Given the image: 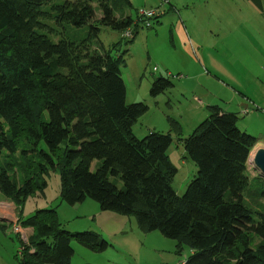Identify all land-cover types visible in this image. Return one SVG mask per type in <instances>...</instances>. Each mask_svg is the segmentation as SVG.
<instances>
[{
	"label": "trees",
	"instance_id": "obj_1",
	"mask_svg": "<svg viewBox=\"0 0 264 264\" xmlns=\"http://www.w3.org/2000/svg\"><path fill=\"white\" fill-rule=\"evenodd\" d=\"M130 6L0 0V201H12L18 225L32 229L17 264H71L73 241L95 252L109 246L96 233L66 231L56 208L24 214L28 198L45 195L51 173L60 176L64 203L91 199L102 210L134 216L141 231H160L180 252L186 246L185 264H264V210L245 202L256 139L238 128V116L212 107L180 139L197 167L183 195L173 187L178 171L167 155L172 136L134 134L149 107L126 103L121 68L129 49L121 46L137 35L123 36L134 22ZM101 27L122 36L105 46ZM171 86L158 78L151 94ZM254 235L260 242L252 248Z\"/></svg>",
	"mask_w": 264,
	"mask_h": 264
},
{
	"label": "rangeland",
	"instance_id": "obj_2",
	"mask_svg": "<svg viewBox=\"0 0 264 264\" xmlns=\"http://www.w3.org/2000/svg\"><path fill=\"white\" fill-rule=\"evenodd\" d=\"M130 3L128 15L134 21L130 29L136 31L138 36L131 47L125 43L121 46L122 51L129 49L125 57L126 66L121 68L126 86V103H144L149 107L148 112L135 124L134 134L142 139L150 133L148 127L155 126L161 131L168 132L170 129L175 135L178 131L174 123L177 122L183 138H186L209 117L212 107L223 106L219 98L228 99L230 90L240 91L234 68L237 65L229 63L231 70L223 66L226 63L221 64L224 57L222 50L227 41L225 36L228 35L225 29L232 25V18L236 20V26H244L245 31L248 21L242 17V22L228 10L226 0H131ZM175 6L185 26L186 42L173 22ZM149 10L155 11V15L149 19L142 18L141 12ZM99 38L108 46L117 42L120 35L101 27ZM239 75L242 78L243 71ZM158 78L169 80L172 86L152 96L153 83ZM228 79H231L230 82ZM42 148L46 149L44 144ZM167 155L178 171L173 187L178 195H183L188 184L196 177L197 167L175 136ZM248 175L252 184L264 188L258 179L252 178L249 172ZM16 177L20 181L23 179L21 174ZM45 178V195L28 198L24 204V214L30 215L46 207L56 208L66 231L72 234L96 233L100 240L109 244L102 252H95L73 241L71 264L186 263L191 253L186 246L180 252L176 241L165 237L160 231L143 232L134 216L102 210L91 199L70 206L60 197L59 174L51 173ZM245 202L249 207L260 205L259 209L264 210L263 195L248 191ZM17 212L12 224L7 225L8 232L4 233V238L6 242H18L20 247L22 242L28 241V231L18 225ZM258 242L260 238L254 235L251 247L255 248Z\"/></svg>",
	"mask_w": 264,
	"mask_h": 264
},
{
	"label": "crops",
	"instance_id": "obj_3",
	"mask_svg": "<svg viewBox=\"0 0 264 264\" xmlns=\"http://www.w3.org/2000/svg\"><path fill=\"white\" fill-rule=\"evenodd\" d=\"M226 5L228 10L230 9L242 22V17L248 21L246 28V31L247 29L248 31L246 32L243 29L244 26H236L234 18H232V25L225 29L228 35L225 36L227 41L223 44L222 53L224 57L221 64L226 63L223 66L230 70V65L233 66L232 63L237 65L234 68L236 70V79L241 88L240 91L230 90L228 99L219 98L218 100L223 105L221 107L223 110L219 108L223 113L236 114L239 118L238 128L249 135L251 134L256 139V144L248 160V172L252 178L258 179L260 183L264 184V175L253 161L255 153L260 149H264V0H226ZM173 9L176 12L173 21L175 28L182 40L186 42L185 26L178 16L177 7L175 6ZM260 31L263 33L260 34ZM133 33L135 35L134 31ZM119 35L121 38L122 34L119 33ZM137 36L138 33L134 41ZM240 71H243L242 78L239 75ZM230 80L228 79L229 82ZM215 99L217 100V98ZM175 124L179 130L175 135L170 132V129L167 132L161 131L155 126L148 128L150 132L169 133L172 138L175 136L180 141L183 138V134L180 131L179 124L177 122ZM249 191L254 195H261V192H264V188L263 186L252 184ZM256 208H260V205H257ZM16 211L17 207L12 201L5 199L0 201V264H17L15 255L20 254L22 249L21 246H18V242H13L12 240L6 242L7 239L4 238V233L8 232L7 225L12 224ZM13 226L15 227L16 224L13 223ZM27 231V236L29 237L32 234V229H27ZM20 238L21 241H24L22 237Z\"/></svg>",
	"mask_w": 264,
	"mask_h": 264
},
{
	"label": "water",
	"instance_id": "obj_4",
	"mask_svg": "<svg viewBox=\"0 0 264 264\" xmlns=\"http://www.w3.org/2000/svg\"><path fill=\"white\" fill-rule=\"evenodd\" d=\"M254 164L264 175V149L258 150L254 155Z\"/></svg>",
	"mask_w": 264,
	"mask_h": 264
},
{
	"label": "built area",
	"instance_id": "obj_5",
	"mask_svg": "<svg viewBox=\"0 0 264 264\" xmlns=\"http://www.w3.org/2000/svg\"><path fill=\"white\" fill-rule=\"evenodd\" d=\"M168 0H166L167 2ZM141 17L143 18V16L146 18V19H149L151 17H153L155 15V11H152V10H149V11H142L141 12ZM147 26H150V23H147ZM124 37L125 38H132L133 37V31L131 30H127L125 33H124ZM16 228V227H15ZM14 228V229H15ZM17 230V229H16Z\"/></svg>",
	"mask_w": 264,
	"mask_h": 264
},
{
	"label": "clouds",
	"instance_id": "obj_6",
	"mask_svg": "<svg viewBox=\"0 0 264 264\" xmlns=\"http://www.w3.org/2000/svg\"><path fill=\"white\" fill-rule=\"evenodd\" d=\"M128 30H131V29H128ZM131 31H133V30H131ZM123 36H124V34H123ZM133 36H134V33H133ZM133 38V37H132ZM132 38H126V39H132Z\"/></svg>",
	"mask_w": 264,
	"mask_h": 264
}]
</instances>
